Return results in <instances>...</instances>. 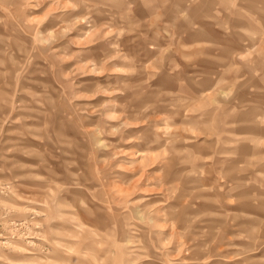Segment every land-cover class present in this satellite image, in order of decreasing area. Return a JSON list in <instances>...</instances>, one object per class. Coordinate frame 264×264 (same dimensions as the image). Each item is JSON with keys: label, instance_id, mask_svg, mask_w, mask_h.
Listing matches in <instances>:
<instances>
[{"label": "rangeland", "instance_id": "374dc122", "mask_svg": "<svg viewBox=\"0 0 264 264\" xmlns=\"http://www.w3.org/2000/svg\"><path fill=\"white\" fill-rule=\"evenodd\" d=\"M0 264H264V0H0Z\"/></svg>", "mask_w": 264, "mask_h": 264}, {"label": "clouds", "instance_id": "9594fccd", "mask_svg": "<svg viewBox=\"0 0 264 264\" xmlns=\"http://www.w3.org/2000/svg\"><path fill=\"white\" fill-rule=\"evenodd\" d=\"M45 43H47V41H44ZM113 131H116L115 129Z\"/></svg>", "mask_w": 264, "mask_h": 264}]
</instances>
